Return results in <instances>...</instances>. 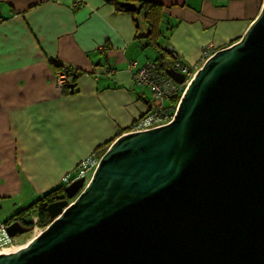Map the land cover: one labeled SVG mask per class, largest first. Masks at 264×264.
Returning <instances> with one entry per match:
<instances>
[{
	"label": "water",
	"instance_id": "obj_1",
	"mask_svg": "<svg viewBox=\"0 0 264 264\" xmlns=\"http://www.w3.org/2000/svg\"><path fill=\"white\" fill-rule=\"evenodd\" d=\"M64 193L0 264H264V0L198 67L169 122L118 135Z\"/></svg>",
	"mask_w": 264,
	"mask_h": 264
},
{
	"label": "crops",
	"instance_id": "obj_2",
	"mask_svg": "<svg viewBox=\"0 0 264 264\" xmlns=\"http://www.w3.org/2000/svg\"><path fill=\"white\" fill-rule=\"evenodd\" d=\"M153 1L165 25L174 24L160 44L189 66L201 64L207 43L218 49L239 38L262 3ZM146 33L141 13H119L104 0H0V201L61 184L147 112L151 91L133 79L156 57L137 37ZM62 68L79 73L66 93L55 80Z\"/></svg>",
	"mask_w": 264,
	"mask_h": 264
},
{
	"label": "built area",
	"instance_id": "obj_3",
	"mask_svg": "<svg viewBox=\"0 0 264 264\" xmlns=\"http://www.w3.org/2000/svg\"><path fill=\"white\" fill-rule=\"evenodd\" d=\"M215 49L216 48L211 43L202 46L201 59L204 61L215 51ZM172 57L175 58L174 68L184 73L186 76V80L181 84L176 83L168 75H163L159 72L158 65L153 62H146L133 72L134 82L137 85L146 86L150 89L153 104L142 117L133 123L130 131L147 130L149 128L163 125L172 119L173 113L170 114L169 111L164 108V102L167 101L170 96L176 95L180 92L182 93L189 78L198 68L197 65L189 66L183 64L175 50H173ZM132 63L134 64V62ZM55 80L57 86L62 89L64 85L71 80V75L63 68L56 72ZM98 160L99 155H91V157L82 160L73 170V175H71V173H66L61 178L62 184H70L79 177H84L85 181L88 182ZM30 217L32 221L30 232L32 233V237H34L43 229V227L37 223V215H31ZM19 246L17 238L10 236L6 230V224L0 221V254L9 252Z\"/></svg>",
	"mask_w": 264,
	"mask_h": 264
},
{
	"label": "trees",
	"instance_id": "obj_4",
	"mask_svg": "<svg viewBox=\"0 0 264 264\" xmlns=\"http://www.w3.org/2000/svg\"><path fill=\"white\" fill-rule=\"evenodd\" d=\"M104 1L107 4L113 6L114 9L119 13H127L131 15H134L135 13H141L143 15L145 24L147 26V33L144 35L137 34V37H141L144 40L146 46H150L156 51V57L154 61L158 65L159 72H161L163 75H166L164 71L165 68L174 67L175 58L172 57L173 50L166 49V47L162 46L159 42V38L161 34H163L164 37H167V34H165V31H163L165 27L163 28L162 26V22L165 17L162 4L156 1H153V0H104ZM173 25L174 24H169L168 25L170 26L169 28L166 25V28H168L169 30L171 29V27H173ZM237 39L233 40L232 42L236 41ZM181 62L184 64L182 60ZM71 75L73 76V78H75V76H78L79 73H77V71L76 72L72 71ZM63 89L65 93L68 92L67 86L63 87ZM179 98H180V93H177L176 95L170 96L168 100L164 102V108L167 109L170 114L174 111V108L177 105ZM128 130H129L128 127L124 128L121 131V133L123 131L126 132ZM110 142L111 140L106 142L103 146H101L100 148L96 150L97 152H92L91 154L87 156V158L91 157V155L100 156L105 151V149L108 147ZM74 169H72L71 171L73 172ZM71 171L68 173H71ZM61 198H66L65 193H64L63 184H59L49 189L47 192L41 195L38 199H36L33 203L28 205V207L20 209L19 211L12 214L10 217H8L6 220L2 222L4 224H9L12 221L16 220L28 226L29 228H31L32 224L30 221V216L32 214H36L38 217L37 223L40 226H45L50 222V217L46 209L47 204L49 202H52V201H55Z\"/></svg>",
	"mask_w": 264,
	"mask_h": 264
},
{
	"label": "rangeland",
	"instance_id": "obj_5",
	"mask_svg": "<svg viewBox=\"0 0 264 264\" xmlns=\"http://www.w3.org/2000/svg\"><path fill=\"white\" fill-rule=\"evenodd\" d=\"M162 26H163V28L166 27L164 20L162 22ZM163 31H164V29H163ZM162 40H163V34L160 35L159 42L161 43ZM66 171L68 172V170H66ZM66 171L64 172V174L66 173ZM70 171L71 170H69V172ZM71 173H72L71 175L74 174L72 171H71ZM57 185H59V184H57ZM28 195L29 196H27L25 199L24 198H17V200H16L17 203H15V204H14V199L10 198V202H9L8 206L6 205V202L8 201L7 199H3L2 201H0V221L6 220L8 217H10L12 214L16 213L20 209L28 207V205L33 203L36 199H38L43 194H40L38 191H36L34 189V190H32V192H28ZM23 199L25 202L22 201ZM17 237H18V240H17L18 245H23L32 237V233L30 231L25 232L23 234L17 235Z\"/></svg>",
	"mask_w": 264,
	"mask_h": 264
},
{
	"label": "clouds",
	"instance_id": "obj_6",
	"mask_svg": "<svg viewBox=\"0 0 264 264\" xmlns=\"http://www.w3.org/2000/svg\"><path fill=\"white\" fill-rule=\"evenodd\" d=\"M216 49H217V48H216ZM216 49H215V50H216ZM202 62H203V60L201 59V64H202ZM201 64H200V65H201ZM200 65H199V66H200ZM199 66H197V67H199ZM62 69H63V68H62ZM64 69L66 70V68H64ZM197 69H198V68H197ZM68 70H69V71H72V70H70V69H68ZM66 71H67V70H66ZM194 73H195V72H194ZM69 74L71 75V73H69ZM192 76H193V75H192ZM192 76H191V77H192ZM191 77H190V78H191ZM71 78H72V75H71ZM190 78H189V79H190ZM185 80H186V76H185ZM185 80H184V81H185ZM188 81H189V80H188ZM69 82H70V81H69ZM69 82L66 83V84L64 85V87H65V86L68 87V85L71 84V83H69ZM135 84H136V83H135ZM183 91H184V90H183ZM181 94H182V93L180 92V95H181ZM176 106H177V105H176ZM176 106H175V108H176ZM175 108H174V109H175ZM147 111H148V110H147ZM143 115H144V114H143ZM143 115H142V116H143ZM172 117H173V116H172ZM139 118H140V117H139ZM139 118H138V119H139ZM136 121H137V120H136ZM130 129H131V128H130ZM130 129H129L128 131H126L125 133L132 132V131H130ZM123 133H124V132H123ZM99 157H100V156H99ZM85 182H86V181H85ZM61 184H62V182H61ZM67 185H68V184H67ZM67 185H64V187L67 186ZM69 201H71V199H70ZM32 215H36V214H32ZM30 221H31V217H30ZM1 222H2V221H1ZM31 224H32V221H31ZM7 225H8V224H6V227H7ZM45 226H46V225H45ZM45 226H41V227L44 228ZM31 227H32V225H31ZM30 229H31V228H29V231H30ZM29 231H27V232H29ZM17 235H20V234H17ZM17 235H16V236H13V237H16L17 240H18ZM32 238H33V237H31L27 242H29ZM27 242H26V243H27ZM26 243H25V244H26ZM25 244H23V245H25ZM21 246H22V245H20V247H21Z\"/></svg>",
	"mask_w": 264,
	"mask_h": 264
},
{
	"label": "bare ground",
	"instance_id": "obj_7",
	"mask_svg": "<svg viewBox=\"0 0 264 264\" xmlns=\"http://www.w3.org/2000/svg\"><path fill=\"white\" fill-rule=\"evenodd\" d=\"M166 49H167V48H166ZM169 50H170V49H169ZM148 62H153V63H156L154 60H152V61H148ZM67 72L71 73L72 71H69V70H67ZM172 113H173V112H172ZM172 113H171V114H172ZM22 246H24V245H22ZM22 246H21V247H22ZM18 248H20V246H19V247H16V248H14V249H12V250H10V251H15V250H17ZM10 251H9V252H10Z\"/></svg>",
	"mask_w": 264,
	"mask_h": 264
},
{
	"label": "flooded vegetation",
	"instance_id": "obj_8",
	"mask_svg": "<svg viewBox=\"0 0 264 264\" xmlns=\"http://www.w3.org/2000/svg\"><path fill=\"white\" fill-rule=\"evenodd\" d=\"M23 226L27 227L26 225H23Z\"/></svg>",
	"mask_w": 264,
	"mask_h": 264
}]
</instances>
